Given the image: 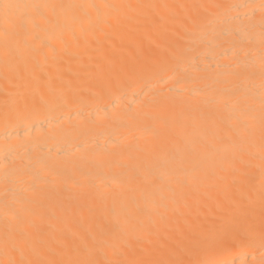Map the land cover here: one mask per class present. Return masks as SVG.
I'll return each instance as SVG.
<instances>
[{
  "label": "bare ground",
  "instance_id": "bare-ground-1",
  "mask_svg": "<svg viewBox=\"0 0 264 264\" xmlns=\"http://www.w3.org/2000/svg\"><path fill=\"white\" fill-rule=\"evenodd\" d=\"M0 264H264V0H0Z\"/></svg>",
  "mask_w": 264,
  "mask_h": 264
}]
</instances>
